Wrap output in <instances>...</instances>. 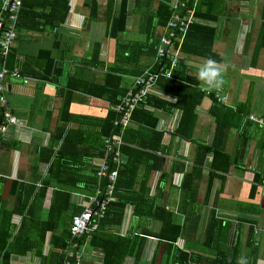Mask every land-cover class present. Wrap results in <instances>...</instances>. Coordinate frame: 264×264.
I'll return each instance as SVG.
<instances>
[{
    "label": "crops",
    "instance_id": "0c3cea01",
    "mask_svg": "<svg viewBox=\"0 0 264 264\" xmlns=\"http://www.w3.org/2000/svg\"><path fill=\"white\" fill-rule=\"evenodd\" d=\"M47 1L25 0L30 11ZM157 1L145 0L152 9ZM88 2L66 0L68 9L61 20L55 22L56 17L49 14L40 19V29L18 27L11 46L12 54L19 57L17 67L24 66L22 73L29 76L26 83L13 77L4 80L8 106L18 122L8 124L0 131V219L10 213L12 231L17 229L21 218L18 200L20 202V197L26 196L28 214L32 212L37 219L33 218L36 225H27L21 235H25L23 238L27 241L41 245L31 247L23 254H12L10 264H39L58 251L52 248V241L63 229L51 227L48 221L51 195L60 187L69 194L72 208L80 210V203L88 193L83 179L93 174L98 158L84 157L81 149L100 144L96 141L100 136V125L113 107L107 99L108 92L114 88L124 92L132 85L134 77L154 61V53H150L148 47H153L160 28L154 27L148 34L146 16L128 11L126 28L113 37L108 34L107 0H95L93 13ZM262 5L263 0H224L218 17L217 37L211 50L219 55L218 62H226L227 71L226 83L213 91L224 97L223 102L218 100L223 107L236 110L228 118L220 144L229 156L230 164L222 180L219 177L213 179L204 209L201 200L210 155L204 159L196 194L198 213L190 216L184 236L189 241L198 236L204 228L205 214L213 209L234 261L248 254L246 237L248 229L252 228L256 256L253 262L247 256L248 264H264V126L253 121L248 124L247 116L264 118V44H257ZM30 20L25 14L23 21L34 24L35 21ZM96 43H99V51L92 56ZM205 59L183 53L180 61L185 63V72L197 79L198 66ZM42 68L49 69V73L40 76ZM33 71L38 75H32ZM108 72L112 75L106 76ZM197 85L200 86L198 79ZM102 88L105 90L100 96L98 93ZM152 95L166 103L175 100L172 93L161 90L157 84ZM209 105L208 97L202 98L197 105L192 141H188L170 134L180 113L178 109L166 111L146 100L138 103L157 119L155 128L162 131L161 143L167 145V166L171 164L175 168L181 167V171L189 170L195 142L210 143L214 120L208 112ZM61 130L64 137L68 134L63 141L58 134ZM77 150H81L82 156L76 153ZM174 170L175 179H180V170ZM256 170H260L262 179L251 190ZM151 177L150 192L155 187L158 172L152 173ZM43 178L50 183L41 191ZM56 179H61V183H56ZM170 184L177 185L173 183V177L171 183H159V186L168 188ZM178 195L179 190L170 187L167 204L174 211ZM142 222L130 219V206L126 205L115 232L123 235L139 223L152 230L159 226L157 221ZM41 228H44L42 235ZM75 242L79 264H100L102 251L90 244L89 234ZM70 243L65 249L71 251ZM177 243L181 244L182 239ZM65 249L60 252L63 258ZM122 264H133V259L125 257ZM139 264H162L161 246L156 243V238L148 237Z\"/></svg>",
    "mask_w": 264,
    "mask_h": 264
},
{
    "label": "trees",
    "instance_id": "16d2710c",
    "mask_svg": "<svg viewBox=\"0 0 264 264\" xmlns=\"http://www.w3.org/2000/svg\"><path fill=\"white\" fill-rule=\"evenodd\" d=\"M86 1H89L88 3L91 5L90 11L92 13L95 12V0ZM181 2H185L188 8L194 6V19L188 25L180 47L181 51L184 54L204 58L211 57L218 61L220 57L211 50V47L217 37L218 17L223 10L224 0H197L194 5L190 0H178L176 11L179 14L183 12V8H180ZM27 5L28 3L25 0H21L16 19L17 28L40 29L39 25H42L40 24V19L52 14V18L56 17L55 22H57L58 19L61 20L65 16L68 9L66 0H49L40 6L38 4L37 7H33L32 11L29 10ZM106 7L108 16L110 17L108 34L113 37L126 28L128 11L138 12L143 17L146 16L145 28L148 34L154 27L161 29L172 12L170 0H158L153 9L148 6L145 0H107ZM25 14L28 19L31 18L35 21L34 24L28 23L29 21L26 23L23 21ZM259 29L257 44L262 46L264 44V0ZM159 31H157L155 37ZM156 41L157 37L154 42ZM148 48H150V53H154L152 46ZM98 51L99 43H96L92 56H96ZM18 58L12 54L10 48L5 59L6 66L8 69H16L22 77L28 78V74L27 76L22 73L24 66L17 67ZM161 61L168 65L169 58H163ZM155 63L156 61L150 66L151 68L149 67L151 70L156 68ZM40 70L42 72L40 76L49 73V69L47 68ZM185 70V63L179 60L172 68L169 77L159 76L156 80V84L161 90L170 92L175 96L174 102L166 103L152 94H147L139 103H143V100H146L148 103L166 111L174 108L178 109L180 113L177 117L176 125L170 134L189 141L191 140V130L196 118V107L202 98L208 97L210 100L208 112L214 120L212 139L209 144L195 142V150L189 170L181 171V167L175 168L171 164L167 166L165 163V154L168 152L167 145L161 143L162 131L155 128L156 117L142 108L143 104L140 107L135 105L132 108L129 116L130 122L120 133L122 141L119 146L121 164L117 168L113 188L114 199L107 204L103 217L98 221L96 230L87 233V235L89 234L90 244L102 251L100 264H122L124 258L128 256L133 259V264H139L142 260V254L148 237L156 238V243L161 246L162 264H238L239 262L232 259L230 250L227 247L228 240L226 239L225 232L222 229L219 230L221 228L220 220L215 216L213 209H209L205 214L204 228L200 229L199 235L192 241L184 238L190 216L198 213L199 206L196 201V194L204 159L210 155L205 192L201 200L204 209L213 179L219 177L222 180L223 174L228 170L230 164L229 156L221 149L220 144L223 129L229 122L228 118H231L236 113V110L231 111L232 109L223 107L218 102V99L214 97V93L218 92L203 91L197 85V79L188 75ZM35 74L38 75L37 71H33L32 75ZM107 75L111 76L112 74L108 72L106 73ZM104 88L99 90L98 94L100 96L101 92L106 89ZM125 91H116L114 88L108 92L109 96L107 99L113 107L107 111L100 125V136L96 138V141L100 144H94L92 147L81 149L82 151H80L84 157H100L102 155V137L118 131L119 128L114 127L112 121L118 119L120 115L115 110V105L119 102ZM248 120V124H250L251 120L249 118ZM58 134L62 141L68 135L64 137L62 130ZM80 151L77 150L76 153L79 152V156H82ZM181 158L179 157L178 159L181 160ZM69 163L74 164L73 161H69ZM69 166L72 167L74 165ZM174 169H179L181 172L180 179L173 180V183H177V185L170 184L168 186L169 189L171 187L179 190L175 211L167 204L169 189L159 186V183H166L168 181L171 183L172 175L175 172ZM94 171L95 167L93 168V174L83 179L86 183L87 194L92 193L96 185ZM154 172H158V178L153 191L150 192L151 176ZM261 179L262 174L260 170L254 171L251 190L255 188L254 186L257 183H261ZM41 180L43 184L41 191H43L46 184L50 183V180L44 178ZM55 182L59 184L61 183V179H56ZM18 203L21 208L18 209L21 218L17 229H14L15 232L12 231L10 213L5 217L2 216L0 219V264H10V256L12 254H23L30 250L31 247L35 246L37 248L41 245V243L36 242L35 245L31 240L27 241L26 238L24 239L25 235H21L24 232V227L31 223L36 225V221L33 218H37L32 212L28 214L29 203L26 201V196H21ZM126 205L130 206V219L137 220L140 223L147 220L157 221L159 223L158 228L152 230L139 223L135 228H129L123 235H119L115 232V229H117L122 221ZM49 212L48 221H50V226L63 230L54 236L52 241V248H56L58 251L52 257L50 255L48 258L45 257L39 264H58L62 261L61 258L63 259V256H61L60 252L68 246L70 238L69 222L71 216L77 212V209L75 207L72 208L67 191L59 187L51 195ZM201 222L200 220L199 223ZM201 225L203 227V224ZM40 231V235H42L44 228H41ZM85 235L81 239H77V241H81L85 238ZM180 239H182V243L178 244L177 241ZM254 243L252 228H249L246 237V253L248 254L245 255V259L247 260V256H249L251 258L250 262H253L256 256V246Z\"/></svg>",
    "mask_w": 264,
    "mask_h": 264
},
{
    "label": "built area",
    "instance_id": "2783aa9c",
    "mask_svg": "<svg viewBox=\"0 0 264 264\" xmlns=\"http://www.w3.org/2000/svg\"><path fill=\"white\" fill-rule=\"evenodd\" d=\"M172 12L165 25L160 29L157 41L153 45L154 70L147 68L141 74L134 77L132 85L121 96L115 105V110L120 114L118 119L112 121L114 127H118L116 133L102 137V155L95 162L94 176L96 185L93 192L84 195L80 203V210L75 212L69 222L71 251L65 249L64 258L59 264H79L80 255L76 249V240L84 234L89 233L97 227V222L103 217L107 204L113 199V188L117 168L121 164L119 146L122 141L120 133L130 122L129 116L132 108L145 98L147 94H153L156 80L159 76L169 77L176 62L183 55L180 47L185 37L188 25L194 19V6L188 8L185 2L180 3L183 12L179 14L177 1L170 0ZM194 5L197 0H190ZM21 5V0H0V131L10 123H17V117L11 113L5 95L4 80L7 77L19 78L22 83L27 78L22 77L16 69H8L5 59L10 51L12 43L17 34L16 19ZM168 59V65L162 63V59ZM214 97L223 102L225 99L218 93ZM248 118L259 126H264V118L248 115ZM177 177V176H176ZM175 180V175H173Z\"/></svg>",
    "mask_w": 264,
    "mask_h": 264
},
{
    "label": "clouds",
    "instance_id": "9594fccd",
    "mask_svg": "<svg viewBox=\"0 0 264 264\" xmlns=\"http://www.w3.org/2000/svg\"><path fill=\"white\" fill-rule=\"evenodd\" d=\"M226 71V62H218L211 57L206 58L198 66L197 79L200 81L202 90L211 92L221 89L226 83L224 79ZM238 264H248V261L244 257H241Z\"/></svg>",
    "mask_w": 264,
    "mask_h": 264
},
{
    "label": "bare ground",
    "instance_id": "6f19581e",
    "mask_svg": "<svg viewBox=\"0 0 264 264\" xmlns=\"http://www.w3.org/2000/svg\"><path fill=\"white\" fill-rule=\"evenodd\" d=\"M114 193V192H113ZM90 233V232H89Z\"/></svg>",
    "mask_w": 264,
    "mask_h": 264
},
{
    "label": "rangeland",
    "instance_id": "374dc122",
    "mask_svg": "<svg viewBox=\"0 0 264 264\" xmlns=\"http://www.w3.org/2000/svg\"><path fill=\"white\" fill-rule=\"evenodd\" d=\"M147 259H149V258H147Z\"/></svg>",
    "mask_w": 264,
    "mask_h": 264
}]
</instances>
